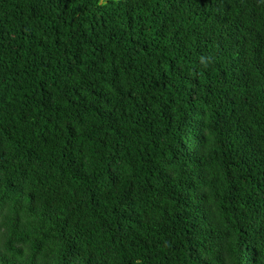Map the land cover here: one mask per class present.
I'll use <instances>...</instances> for the list:
<instances>
[{
    "label": "trees",
    "instance_id": "obj_1",
    "mask_svg": "<svg viewBox=\"0 0 264 264\" xmlns=\"http://www.w3.org/2000/svg\"><path fill=\"white\" fill-rule=\"evenodd\" d=\"M0 264H264V0H0Z\"/></svg>",
    "mask_w": 264,
    "mask_h": 264
}]
</instances>
